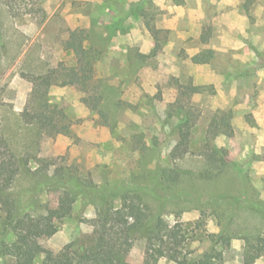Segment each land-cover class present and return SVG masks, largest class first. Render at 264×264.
I'll return each mask as SVG.
<instances>
[{
    "label": "rangeland",
    "instance_id": "374dc122",
    "mask_svg": "<svg viewBox=\"0 0 264 264\" xmlns=\"http://www.w3.org/2000/svg\"><path fill=\"white\" fill-rule=\"evenodd\" d=\"M74 29L93 59L92 78L65 85L54 78L34 87L32 80L50 68L75 63L65 47ZM188 85L200 91L190 93ZM170 115L171 123L187 118L182 126L189 132L188 151L174 159ZM214 116L230 123L231 132L215 138L230 159L224 172L159 188L157 169L202 168ZM0 144L31 169L37 158H49L97 186L125 182L154 191L121 193L113 205L147 204L179 224L185 239L176 258L164 256L158 264H188L220 231L232 236L223 264H243L244 237H264V213L246 208L264 209V0H0ZM32 185L20 170L10 191L22 204L34 200L33 212L57 206L60 190L31 192ZM96 204L77 197L40 244L53 252L75 250L80 235L96 234ZM12 222L0 206V237L7 241ZM144 252L145 241L136 238L125 264H143ZM0 264L14 259L0 256ZM254 264H264V256Z\"/></svg>",
    "mask_w": 264,
    "mask_h": 264
},
{
    "label": "trees",
    "instance_id": "16d2710c",
    "mask_svg": "<svg viewBox=\"0 0 264 264\" xmlns=\"http://www.w3.org/2000/svg\"><path fill=\"white\" fill-rule=\"evenodd\" d=\"M11 9V5L7 4ZM65 47L71 49L75 56V63L64 65L60 63L56 68H50L46 74L32 80L34 87L52 85L54 78H59L60 84L88 82L92 78L93 59L89 49L83 45L81 31L71 30ZM190 93L200 91V86L188 85ZM44 100L39 90L32 91ZM36 92V93H35ZM47 102L41 104L47 107ZM96 109V105H94ZM55 112H59L56 111ZM61 113V112H59ZM168 116V122H170ZM187 118L171 123L168 136L175 142L170 150V157L183 156L189 147V132L182 124ZM61 131L68 132L66 127ZM227 129V130H226ZM223 130V131H222ZM219 132L230 133L228 117L214 116L207 128L204 149L207 151L206 161L200 170H187L177 165H168L156 170V184L159 188L171 189L177 187L182 178L193 175L198 179L212 180L222 174L230 163L226 151L217 145L215 138ZM34 169L29 168L27 159L19 158L7 146L0 144V206L13 215V222L9 226L12 239L7 241L0 237V256L10 255L14 264H34L40 258V264H125L124 257L132 247L136 238L145 241L143 264H158L161 257L176 258V249L184 241V234L179 224H169L159 211L152 212L147 204L136 205L121 203L113 205V199L121 193L154 191L136 184L131 186L123 182L120 186L105 182L97 186L91 180L76 175L67 166H57L52 159L37 158ZM23 170L33 180L29 188L35 192L47 186L61 191L57 206L43 212L31 211L34 200H27L25 204L19 202L10 191L17 173ZM86 196L96 200L93 224L97 227L96 234L91 237L80 235L78 247L75 250H59L53 252L43 247L39 240L54 234L57 221L70 215L77 197ZM155 197H157L155 195ZM246 208L262 214L264 209L250 204ZM160 235V240L156 235ZM211 246L199 257L191 259L188 264H223V250L230 245L232 236L220 231L210 234ZM243 264H254L255 260L264 256V237L260 235L245 236Z\"/></svg>",
    "mask_w": 264,
    "mask_h": 264
}]
</instances>
